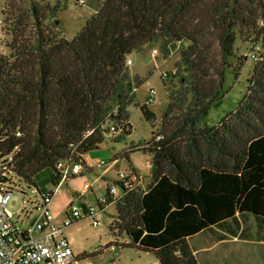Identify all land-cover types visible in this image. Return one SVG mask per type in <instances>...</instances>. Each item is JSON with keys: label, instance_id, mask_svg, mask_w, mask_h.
<instances>
[{"label": "trees", "instance_id": "trees-1", "mask_svg": "<svg viewBox=\"0 0 264 264\" xmlns=\"http://www.w3.org/2000/svg\"><path fill=\"white\" fill-rule=\"evenodd\" d=\"M60 9L61 0H30L6 12L0 179L11 189L12 176L39 187L38 174L50 169L57 186L60 161L84 164L112 126L122 130L117 140L130 134L128 106L144 80L130 76L129 55L182 41L192 96H171L152 138L124 153H150L151 178L144 187L122 183L117 199L107 191L118 211L111 230L130 238L117 244L154 251L161 264H200L189 238L237 213L264 221V0H103L71 40ZM239 39L256 46V64L237 107L210 126V110L228 91L227 71L239 79L248 61L236 54ZM142 111L155 119L147 105Z\"/></svg>", "mask_w": 264, "mask_h": 264}, {"label": "rangeland", "instance_id": "rangeland-1", "mask_svg": "<svg viewBox=\"0 0 264 264\" xmlns=\"http://www.w3.org/2000/svg\"><path fill=\"white\" fill-rule=\"evenodd\" d=\"M56 3L58 0H49ZM103 0H86V4H79L76 0H61L59 17L61 19V29L68 39H73L100 7ZM17 6H28L30 0H0V53H9L7 45L10 35L4 31L6 12L13 4ZM188 45V42H174L166 50L162 49L160 42L146 45L142 50H136L129 55L132 59L128 65L130 76H138L144 83L135 90L134 102L129 104L128 111L132 132L124 134L117 140L116 136L121 134V128L117 131H110L106 134L105 141L84 156L85 163H82V173L71 176L63 180L58 186L54 195L51 211L56 223H62L66 216V209L75 203L84 213L85 206L95 205L99 209L98 199L106 196L110 186L117 185L118 194H122V186L118 182L119 172L133 170L140 171L143 176V187L147 186L151 178L150 153L141 149L124 153L130 147L146 144L152 138L153 130L158 129L164 117V112L170 101L174 97H184L190 99L192 96L190 80L186 71L181 65V50ZM261 46V45H260ZM256 47V46H255ZM253 43L239 39L236 44L237 56L248 58L243 67L239 79H235L233 70L227 71L225 97L212 107L206 118L208 125H216L229 112L235 109L247 90V77L254 68L256 60L252 57ZM167 72L168 77L163 78ZM156 90L155 101H149L150 89ZM155 113V119L149 120L142 111V106ZM186 108L185 107H181ZM182 112V111H181ZM119 155V160L113 163L112 158ZM4 159H0V167ZM107 161L105 165H99L98 161ZM105 171V169H107ZM52 171L46 169L38 174L37 183L39 187L28 188L21 184L18 179L12 176V188L14 194L8 204L9 210L16 212L24 208L21 218L26 226H29L31 219L36 216L34 209L35 201L41 198V192L53 189L56 186L51 180ZM91 184V188L85 195H81L86 184ZM141 183V182H140ZM25 189L24 191L22 190ZM24 200V201H23ZM27 213L30 218L27 217ZM118 211L116 203L110 202L98 215V225L93 224V219L88 216L73 222L65 230L77 260L72 264H161L154 251H142L137 247L118 245L117 241L130 242L126 233L116 235L111 230V223L117 219ZM198 238V237H196ZM194 240V239H192ZM113 247V248H112Z\"/></svg>", "mask_w": 264, "mask_h": 264}, {"label": "built area", "instance_id": "built-area-1", "mask_svg": "<svg viewBox=\"0 0 264 264\" xmlns=\"http://www.w3.org/2000/svg\"><path fill=\"white\" fill-rule=\"evenodd\" d=\"M79 4H86V0H76ZM256 58V54H253ZM132 59L127 60V64H131ZM168 73L163 74L166 79ZM156 90L150 89L149 101H155ZM115 126H112V131H116ZM107 161H98L99 165L106 164ZM151 166V162L148 163ZM57 167L63 174V180L68 175H77L82 173V163L69 161H60ZM151 170V168H150ZM5 177H9L5 172L2 173ZM120 184L125 183L126 186H132L136 181L143 182V176L138 171H120ZM61 182L53 189H48L41 192V198L35 201L34 209L36 216L31 219L29 226H26L24 219L21 218V212L24 208L13 212L9 210L8 204L14 194L10 188L9 181L0 179V264H72L77 260L73 247L66 236L65 230L73 222L83 218L84 216L91 217L93 224L98 225V213L104 209L110 202L109 196L98 199L99 209L95 205L85 206L84 213L75 204L72 203L67 207L62 223H56L51 211V204L54 195ZM91 188V184H86L81 195H85ZM118 194L117 185H112L109 188V195L113 199L120 196ZM24 201V200H23ZM27 217L30 218L27 213ZM113 248V247H112Z\"/></svg>", "mask_w": 264, "mask_h": 264}, {"label": "crops", "instance_id": "crops-1", "mask_svg": "<svg viewBox=\"0 0 264 264\" xmlns=\"http://www.w3.org/2000/svg\"><path fill=\"white\" fill-rule=\"evenodd\" d=\"M112 160L116 163L119 155ZM188 241L200 264H264V221L251 213H237V220L227 219Z\"/></svg>", "mask_w": 264, "mask_h": 264}, {"label": "water", "instance_id": "water-1", "mask_svg": "<svg viewBox=\"0 0 264 264\" xmlns=\"http://www.w3.org/2000/svg\"><path fill=\"white\" fill-rule=\"evenodd\" d=\"M97 148H99V146Z\"/></svg>", "mask_w": 264, "mask_h": 264}]
</instances>
